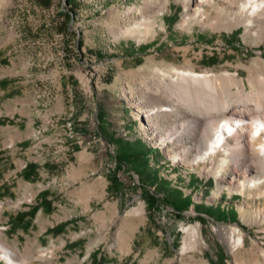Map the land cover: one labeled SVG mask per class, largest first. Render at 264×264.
Segmentation results:
<instances>
[{
	"label": "rangeland",
	"instance_id": "obj_1",
	"mask_svg": "<svg viewBox=\"0 0 264 264\" xmlns=\"http://www.w3.org/2000/svg\"><path fill=\"white\" fill-rule=\"evenodd\" d=\"M196 1L0 0L2 241L53 264H264V174L239 188L233 151L181 158L178 145L164 147L158 136L186 123L188 107L167 122L149 115L145 95L160 91V104L182 71L221 84L195 99L177 92L195 116L205 105L215 118L260 89L264 38L250 11ZM153 16L147 33L128 31ZM138 143L152 149L145 163L116 160ZM145 190L169 202L152 208ZM184 194L193 204L181 216L171 200ZM192 227L199 243L186 248Z\"/></svg>",
	"mask_w": 264,
	"mask_h": 264
},
{
	"label": "bare ground",
	"instance_id": "obj_2",
	"mask_svg": "<svg viewBox=\"0 0 264 264\" xmlns=\"http://www.w3.org/2000/svg\"><path fill=\"white\" fill-rule=\"evenodd\" d=\"M229 2L233 6L235 5V8L239 11H250V23L254 24L257 29V36L263 39L264 0H234ZM196 3L201 5L203 1L197 0ZM147 11V8H144L141 12L144 17ZM202 14L203 12H201ZM154 18L155 16L147 18L143 22H137L128 31L134 35V32L142 28L147 33L155 23ZM240 22L244 23L243 21ZM250 23L246 24L247 28H250ZM252 70L259 72V67H253ZM176 74L177 78L170 79L164 87L166 94H169L164 97L163 102L158 104L160 91L152 90L151 93L145 95L146 99L153 104L149 115L162 117L166 122L172 117H177L180 113L184 114L182 106L188 107L189 112H191L189 113L191 117L187 119L186 123L181 122L167 127L166 132H162L158 136L164 143L163 146L166 147L168 143L178 145L182 150L181 158L192 152L202 157L206 153L208 154L209 150L217 148L233 151L236 166L234 173L229 177V183L232 185L237 184V187L244 189L250 183L259 179L264 174V74L261 75L262 78H256L261 86L256 93L257 95L252 92L254 99H251L252 93H247L243 96L242 104L238 107H232L229 104L232 102H228L226 104L229 107H221L218 112L214 113L216 117L212 119L210 116L213 113L208 110V106L204 105V109L200 113L202 117L201 115L195 116L192 102L179 100L175 96L181 89L186 94L187 99H195L197 96L204 95L206 86H209L212 92L215 93L218 87L221 86L216 82L219 78L183 71ZM234 80L237 84L242 85V90H245L243 80L237 78H234ZM231 142L234 145L231 146ZM184 145L186 147L181 148ZM185 233L186 248L199 243V232L196 228H187ZM234 237V232H232L231 239ZM49 252L51 256H54L53 251ZM34 259L41 260L42 264H53V262H48L47 259L43 258L42 253L38 257L23 255L18 248L0 239V260L5 261L6 264H34Z\"/></svg>",
	"mask_w": 264,
	"mask_h": 264
},
{
	"label": "trees",
	"instance_id": "obj_3",
	"mask_svg": "<svg viewBox=\"0 0 264 264\" xmlns=\"http://www.w3.org/2000/svg\"><path fill=\"white\" fill-rule=\"evenodd\" d=\"M141 146H143V144L138 143L136 146H129V150H128V148L124 147L122 153L117 155L116 160L119 162L121 159H123L124 161H130V162L137 164L138 158H142L143 160L147 159L149 150H152V149L150 147L141 148ZM144 163H145V160H144ZM29 165H32V164H29ZM111 177L115 181L116 184L119 183L118 178L116 177L115 174ZM144 199H145V202L147 203V205L152 207V208H155L156 206H158V203H160V202H163V203L169 202V200L166 198L165 194L158 195L155 192H150L147 190H145V192H144ZM40 204H46L47 205V204H49V200L42 197ZM171 204H172L173 208L178 212V214H181L182 211L188 209V207L191 204H193V200H192V197L190 195L184 194L182 196V198L176 202L171 200ZM39 205L32 206L30 210L25 211V212L20 213V214H17L16 217L20 218L25 213H27V214L34 213ZM213 211H215V210L212 208V210L210 212L212 213ZM204 213L209 214V215L211 214L209 212H204ZM217 213H219V215L221 217L223 216V210H220ZM181 216H182V214H181ZM211 216H212V214H211Z\"/></svg>",
	"mask_w": 264,
	"mask_h": 264
}]
</instances>
